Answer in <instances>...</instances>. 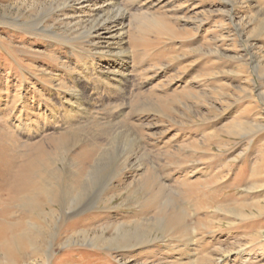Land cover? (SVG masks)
<instances>
[{
  "label": "rangeland",
  "instance_id": "374dc122",
  "mask_svg": "<svg viewBox=\"0 0 264 264\" xmlns=\"http://www.w3.org/2000/svg\"><path fill=\"white\" fill-rule=\"evenodd\" d=\"M260 124L264 0H0V264H264Z\"/></svg>",
  "mask_w": 264,
  "mask_h": 264
},
{
  "label": "bare ground",
  "instance_id": "6f19581e",
  "mask_svg": "<svg viewBox=\"0 0 264 264\" xmlns=\"http://www.w3.org/2000/svg\"><path fill=\"white\" fill-rule=\"evenodd\" d=\"M125 18V16H124V14L123 13H117L116 14V17L114 18V21L112 22L115 26H117L118 24H120L122 21H123V19ZM71 19H73V18H71ZM75 19V18H74ZM77 20V19H76ZM112 20V19H111ZM82 24V23H81ZM113 25V26H114ZM72 27V26H71ZM103 28L102 29H109V27H108V25H103L102 26ZM111 28V27H110ZM123 28V27H122ZM121 28V29H122ZM120 29V30H121ZM86 31V30H85ZM110 31V30H109ZM118 32V31H117ZM118 35H119V32H118ZM122 35V34H121ZM121 37V36H120ZM115 42V41H114ZM121 42V41H120ZM107 52H109V50H107ZM118 52H120V53H122L123 55H124V50H122V49H119L118 50ZM101 62H104V60H103V57H99V58H97V59H88L87 61H85L84 63H83V65H82V67H81V69L83 70V71H88V73H87V75H95V73H97L98 72V69L95 67L96 66V64L97 63H101ZM119 66H123V69L125 70L127 67H128V65H126L125 63H122V62H119V64H118ZM79 74H81V73H79ZM98 74V73H97ZM90 75V76H91ZM99 77H101V75H99ZM99 79V78H98ZM97 81V80H96ZM100 81V80H99ZM52 103V102H51ZM72 107V106H71ZM53 112V111H52ZM64 113V112H63ZM65 114V113H64ZM67 114H68V112H67ZM67 114H66V116H64L63 115V118L62 119H66V118H69V116H67ZM72 115V114H71ZM55 116H56V114H55V111L53 112V114L51 115V117H53V118H55ZM50 117V118H51ZM69 119H71V118H69ZM68 119V120H69ZM52 120H54V119H52ZM50 121V120H49ZM68 122V121H67ZM53 123V122H52ZM254 126V128H257V127H262V126H264L263 124H260V125H253ZM40 128V127H39ZM243 128V130H246V129H249L250 127H245V126H243L242 127ZM50 176V175H49ZM47 178H48V176H47ZM136 236V235H135ZM122 237V236H121ZM124 238V237H123ZM138 240V239H137ZM190 242V241H189Z\"/></svg>",
  "mask_w": 264,
  "mask_h": 264
}]
</instances>
